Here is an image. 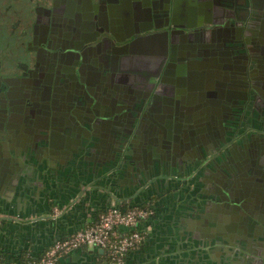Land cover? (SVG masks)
<instances>
[{"label": "flooded vegetation", "instance_id": "obj_1", "mask_svg": "<svg viewBox=\"0 0 264 264\" xmlns=\"http://www.w3.org/2000/svg\"><path fill=\"white\" fill-rule=\"evenodd\" d=\"M0 74L13 118L53 117L57 139L107 126L96 129L111 140L97 168L116 166L129 135L124 162H133L143 142L133 121L155 130L162 119L178 143L194 130L225 161H242V146L264 164V0H0ZM261 209L254 225L264 236Z\"/></svg>", "mask_w": 264, "mask_h": 264}, {"label": "water", "instance_id": "obj_2", "mask_svg": "<svg viewBox=\"0 0 264 264\" xmlns=\"http://www.w3.org/2000/svg\"><path fill=\"white\" fill-rule=\"evenodd\" d=\"M10 94L0 74V193L9 197L26 196L33 199L42 193L50 195L51 190H56L65 181L73 188L78 187L83 196L98 186L102 187V193L106 196L103 209L119 207L125 197L126 205L151 203L156 213L161 201V205L167 207L162 216L171 213L178 215V211L182 212L179 204L188 205L186 200L191 201L197 197L190 207L189 221L192 227H187V240L192 236L193 239L196 234L207 241L195 245L190 241L188 246L184 243L183 247L191 248V253L200 264H264V236L258 231L260 228L254 225L259 224L257 213L262 211L264 205V173L260 169V165L264 164L255 158L251 159L244 147L234 150V154L241 152L244 159L246 156L245 160L225 161L220 152L209 153L207 147L199 144L201 140H209L206 133L196 135L194 130L185 132L178 143L180 136L173 134L174 130L176 133L178 131L173 121L165 123L164 119L159 120L155 130H150L153 125L143 124L140 127L136 120L139 124L134 125L133 121L131 133L134 132L135 136L138 134L143 141L137 146V158L132 156L133 162H124L127 149L133 146L134 141L133 136L129 135L125 141L127 145L124 144L119 150L116 166L105 171L96 165L103 155L100 150L111 140L99 137L96 129L107 126L84 124L80 132H69L64 138L57 139L53 117H50L46 125L32 116L13 118L8 111ZM209 105L206 102L198 107L203 112L210 108ZM147 108L150 109L149 105ZM185 122L190 123L189 120ZM208 127L211 131V126ZM202 129L207 130L204 126ZM209 130L211 139L223 134L216 130L213 137ZM104 131L110 134L113 130ZM115 137L120 138L118 132ZM237 143L239 141L233 145L238 147ZM245 148L248 151L252 146L246 144ZM122 171L124 174H121ZM88 174L97 175L90 179ZM146 175L149 177L144 179L145 182L139 183ZM149 180L151 182L147 183ZM126 185L128 188L121 197L120 186ZM86 186L90 189L83 193V187ZM153 195L159 199L153 200ZM230 195H239L240 200H230ZM114 196L117 198L113 199ZM166 220L170 222L167 229H170L171 224L175 228L174 218ZM244 229L246 235L243 244L239 238ZM174 236V232L170 234L171 242H175ZM233 237L238 238L234 241ZM252 239L259 241L252 242ZM178 242L175 245L182 249L181 241ZM251 244L261 248V251H252ZM83 248L74 249L67 255H74ZM97 250L103 252L102 248ZM151 264L155 263L152 261Z\"/></svg>", "mask_w": 264, "mask_h": 264}, {"label": "crops", "instance_id": "obj_3", "mask_svg": "<svg viewBox=\"0 0 264 264\" xmlns=\"http://www.w3.org/2000/svg\"><path fill=\"white\" fill-rule=\"evenodd\" d=\"M112 168L109 167L105 171ZM96 175L88 174L87 177L93 179ZM99 187L90 190L89 193L86 192V189H90V187L86 188L83 192L86 193L83 196L78 187L73 188L67 182L62 181L56 190H51L50 195L42 193L35 195L33 199L26 196L9 197L0 193V214L22 217L21 219L8 218L0 221V256L7 262L20 261L26 256L37 258L56 238L72 234L93 218L94 210L103 209L106 196L102 193L103 188ZM120 187L121 190L118 193L122 197L128 186ZM116 198V196L113 197V199ZM196 198L194 197L191 201L185 198V202L189 204H179V209L182 208V212L178 211V215L171 213L168 216H162L167 207L162 206L160 201L156 213L139 225L145 232V239L139 248L126 256V264H151L152 261L155 264H200L191 253V248L183 247L184 243L188 246L190 241L194 245L203 242V240L207 241L206 238L196 236V234L193 239V236L190 237L192 240H187V227H192L189 221L191 219L190 207ZM152 199L159 198L153 195ZM125 200L124 197L121 204L124 205ZM55 204L64 206V210L56 218H53L51 212ZM31 215L37 216V220L25 219L26 216ZM169 217L174 218L175 228L171 224L170 229H167L170 222H167L166 218ZM173 232L175 233V242H171L170 234L173 235ZM179 240L182 249H178L179 247L176 246ZM20 251H22L21 255H19ZM77 252L70 256L65 254L57 264H103L101 252L96 247H85Z\"/></svg>", "mask_w": 264, "mask_h": 264}, {"label": "built area", "instance_id": "obj_4", "mask_svg": "<svg viewBox=\"0 0 264 264\" xmlns=\"http://www.w3.org/2000/svg\"><path fill=\"white\" fill-rule=\"evenodd\" d=\"M88 188L87 186L84 189ZM64 210V206L55 204L52 217L56 218ZM93 218L72 234L56 238L52 244L37 258L26 256L24 260L7 262L0 256V264H57L62 256L81 247L102 248L105 260L103 264H126V256L139 248L145 239V232L139 226L152 217L155 208L151 203L147 205L111 206L100 211L94 210ZM19 215L0 214L3 219H21ZM37 216L25 217L37 220Z\"/></svg>", "mask_w": 264, "mask_h": 264}, {"label": "trees", "instance_id": "obj_5", "mask_svg": "<svg viewBox=\"0 0 264 264\" xmlns=\"http://www.w3.org/2000/svg\"><path fill=\"white\" fill-rule=\"evenodd\" d=\"M145 205H147V203H145ZM101 257H103V259L105 260L104 254H101ZM24 259H25V258H23V259L21 258V260H24ZM4 260H6V259L4 258ZM104 260H103V261H104Z\"/></svg>", "mask_w": 264, "mask_h": 264}]
</instances>
